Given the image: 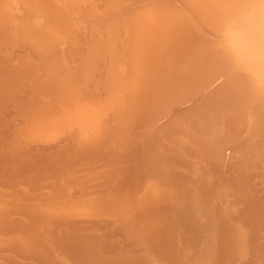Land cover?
Listing matches in <instances>:
<instances>
[{
  "label": "bare ground",
  "instance_id": "6f19581e",
  "mask_svg": "<svg viewBox=\"0 0 264 264\" xmlns=\"http://www.w3.org/2000/svg\"><path fill=\"white\" fill-rule=\"evenodd\" d=\"M2 1L4 0H0V4ZM22 1H24L23 5L27 10L26 12L28 15L31 16V13L36 9H41V11L46 9L48 12L52 13L57 28H59L58 30L63 31L62 29L66 28L67 24L65 25V28L62 27V25L64 26V24H62L65 20L62 21V18L64 17L56 8L52 7L50 0ZM138 1L142 2V0ZM185 1L188 3V0ZM205 1H207L206 5L201 4L196 6L193 3L194 6L192 9L194 10V8L197 7L195 8V10H197L195 13H199V16H197L204 22L207 20L210 22L208 24L211 26V28H209L211 29L210 31L213 33L216 32L215 34L218 35L220 40V42L215 45L209 43V41L203 36L202 32L192 26V23L181 15L179 16L174 10L169 11V8L160 7L159 10H161V8L162 11L165 10L163 12L160 11L161 13L157 11V6L156 8L155 6H146L145 9L143 7V9L141 8V10H138L139 12H142V10H146V8L154 9L155 12L152 11V9L149 10L151 12L146 11L148 12V14L146 13L148 17L145 16L148 21H146L147 19L144 20V15H141L145 14L143 13L144 11L142 13L138 12L139 15L135 13L137 19L133 18L134 16L131 17L133 18L134 25H132V29L134 32L131 33V37H128L133 44L131 47L132 55H130L131 53L129 52V56H133L136 60L137 70L140 67L139 69H142L140 71L144 73L145 69H147L153 61L155 62L158 59L167 57L173 62L171 73L174 77V79H172L173 83L178 84V89L181 87L179 89L181 91L178 90L177 94L182 95L183 92L192 89L190 87H193V94H189L186 97H183L182 95L183 98H179L175 95L171 98L172 101L170 103L157 105L153 103L154 101H158L154 100V97L159 92L153 90V93L143 94V90L141 94L140 78L133 82L132 92L134 94L132 99H136L138 102L133 103L138 112L135 113L136 117L133 118L135 121L130 128V135L129 133L127 135L126 132L125 134L122 132L123 135L121 138H118L117 136L119 142L115 141V144L113 140L112 145H116L113 146L115 151L118 149V152L122 151L124 154H127L126 160L130 162L131 172L134 175L131 177H135L137 172L140 177L145 176L143 179H145L148 184V194L143 192L137 200L132 202V204L129 205L120 202V204H116L117 207H112V211L108 210L113 214V217H118V220L110 223L112 224V228L109 226L111 230L108 231L109 233L104 230L105 233L103 232L104 235H102V237L91 238L86 232H84L85 230H82L86 225L81 227L82 229L78 227L81 230L74 229L72 232L74 240L69 246L70 250L66 252V249V253L64 252L65 256L67 253L68 256H70L68 257L69 260L66 259V262H73L72 260H74L78 264H264V34L259 36L258 33V45H256V48L257 52H262V55L258 53V55L255 56L257 59H250L247 56V54L253 53V51L250 52L251 49H249V41L246 35V30L252 22L251 18L253 19L256 16L257 19L261 20L262 29L264 30V0ZM5 2L7 1H4V3ZM191 2L192 1L189 3L192 4ZM12 3H9L11 8H13ZM0 6L2 9V4ZM7 7L8 6H6V8ZM8 9L10 10L9 7ZM2 13H5V11ZM229 17H232L233 19L234 17L237 19L240 18L239 32V29H234L238 27L237 24L232 26V31L228 28L229 24L227 23ZM0 18L2 20V22H0L2 28V25L4 24L3 22H6V19H3V15H0ZM138 18H142L141 20L143 21H140ZM92 20L93 19H91V21ZM86 21H89V19H86ZM25 22V24H27V21ZM18 23H20V21ZM8 24L9 23L7 22L4 25ZM15 24L13 23L14 29L16 28ZM28 25L29 23L27 24L26 29L31 26ZM17 26L19 25L17 24ZM98 27L99 26H96V28ZM24 28L25 26L20 28V32L18 33L23 32ZM140 28L142 31L139 32ZM222 28L223 30H221ZM136 29L138 30L136 31ZM28 30L32 29L29 28ZM233 30H235V32ZM56 31H54V34ZM109 31L110 30H108V32ZM36 33L37 34L30 31V34L35 37L33 40H35L37 44L38 41L43 40L45 35H43L42 32ZM51 33L52 32L50 31L48 34L51 36ZM13 34L15 35L16 32ZM146 34L147 36H145ZM74 36L72 38H74ZM72 42L74 43V41ZM36 44L33 46H36ZM38 45H43V43ZM10 48L12 49V47ZM41 48L43 47L39 46V52ZM111 49L112 47H110V50ZM227 53L233 56L237 53L239 59L245 61L246 64H240L244 65V71L246 74L237 72V68L235 72L228 64L229 62L222 58L224 55H227ZM42 54L45 55V53ZM255 54L257 53H253L252 56ZM193 57L198 59L196 63L199 72L208 74L209 69L217 70L218 68L215 67H219L218 75L213 78L205 76L203 81H201V79L196 81L190 78L187 73L180 76V71H178L179 68H181L187 59ZM65 60L66 59L64 58L63 63ZM57 63L55 60V64ZM55 64L53 65V67L55 66L54 68L59 65ZM36 66L38 65L36 64ZM40 66L42 65L40 64ZM13 68L14 67L10 68V71L15 69ZM20 68H24L23 64ZM25 68L23 70L24 73L26 72ZM140 71L138 70V72ZM141 72L139 74H141ZM122 74L123 72L121 75ZM16 75L17 73L15 76ZM52 75L50 76L55 78ZM91 76L93 77L92 74ZM11 77L3 75L2 79L4 82L2 81L3 84L0 86V93L4 90H10L6 85L10 82L13 83L12 80L14 78L12 77L13 79H11ZM51 77H48V80ZM62 77L55 78L56 80L52 79V84L54 82L57 84L58 81L61 83H58L59 85H63V83L66 84V82L69 81V75L64 74ZM213 80L219 82L215 87H213V84H215L216 81ZM51 81H48L49 84ZM44 84H46V82ZM88 84L89 83L86 85ZM56 87L58 86L55 85V88ZM176 89L177 88L174 85L170 87V89H166L165 92L169 95L175 93ZM74 92L75 91L71 89L69 93H72L74 96ZM48 94L49 93H47V95ZM166 94L163 96H166ZM72 95L70 94L71 98L73 97ZM72 99L69 100L70 102L68 101L69 103L65 102V104H69V107L70 104L72 106L77 100L75 98ZM76 103L75 106L72 107L78 109L82 106L79 105V103L76 105ZM60 104L61 107L62 105H65L61 102ZM60 104H58V106H60ZM67 104L65 106H67ZM180 104H183V106L185 104L186 107L178 111L175 106ZM65 106L63 107L64 110L60 107L63 112L66 109ZM70 108H68L69 111L67 109L66 111H68V113L71 112L73 115ZM83 108L86 113H83ZM83 108H79V110L82 111H79V113L81 112L82 114V116H80L81 119L84 114L86 117L92 115L87 107ZM173 108H176L175 110L178 112L175 111L176 113L169 114L173 112ZM179 108H181V105ZM73 110L74 112L76 111L75 109ZM66 111L65 113L61 112L60 114L68 115ZM49 115L51 116V113L47 114L46 118L48 119L44 120L43 118V122L41 120L43 123H41L42 125L36 124V120L40 123L38 117V119H34V123H31L30 121L32 125L37 126V129L35 126L34 128L32 125L29 126L31 132H34L31 133V135L34 134V138L36 135L35 130L41 129L42 126H45V123L49 120ZM164 117H167V119H165L166 121L161 122V119ZM83 121L86 123V118ZM129 122L130 121H128V123ZM125 127L126 126L124 125L123 128ZM97 129L100 130L99 128ZM31 135H29V137ZM95 139L98 141L96 142ZM95 139L96 146L95 144L92 145L93 147L91 146L92 152L97 151V153L94 154L101 158L108 154L112 156L115 154L114 156L117 157L116 153L113 152V147L111 148L112 150H110L111 143H109V146L108 143L106 144V142L103 143L104 141L102 142L100 139ZM99 142H102L104 146L102 147V144L98 145ZM99 146L103 148L100 149L101 151L96 150V147L98 148ZM94 147L95 149L93 150ZM105 148L107 149L104 150ZM94 154L91 153V155ZM41 206L40 209L44 207V205ZM51 208L50 206H47V210L43 208L45 209V212L47 211L46 215H43L44 211L42 212L43 214L39 213L41 210L34 211L36 214L39 213L38 215L40 216L43 215L41 218H44V216H48V210ZM108 208L109 207L104 206L102 210H99L103 211ZM53 209H51L52 211H50V215L52 213H57V209L60 210V208H55V212H53ZM82 209H78V211L76 210V213H79ZM92 209L93 208H90V210L87 211V214L98 212L96 211L98 206L97 209L95 207L96 210L93 211ZM71 210H73V213L70 211L71 214H75V210ZM64 211L65 210L61 209L62 213ZM61 212L59 211V213ZM84 212L86 213V211ZM91 224L89 225L90 227ZM87 229L89 230V227ZM92 235L93 234H91V236ZM109 236H115L118 239L115 240L114 238L116 245L111 244L109 238H107ZM47 239L48 237L43 238L42 236L31 235L30 237H27V239L24 238L21 243L35 251H45L46 255L48 254L47 256L54 260L52 254L47 250L48 245L46 246L45 243L47 242ZM49 257L48 259L42 258L45 264L53 263V260Z\"/></svg>",
  "mask_w": 264,
  "mask_h": 264
},
{
  "label": "rangeland",
  "instance_id": "374dc122",
  "mask_svg": "<svg viewBox=\"0 0 264 264\" xmlns=\"http://www.w3.org/2000/svg\"><path fill=\"white\" fill-rule=\"evenodd\" d=\"M4 1L7 2L4 3ZM4 1L1 3L3 8H0V15H3L4 20L6 19V22L4 21L3 23L5 24L8 22L9 24H3L2 28L0 26V50L2 49L0 51V86L4 82L2 79L3 75H7L9 77L12 76L14 79L11 77V79H13V83L10 82L6 85L10 88V90H4L2 91L3 93H0V264H45L42 258L48 259L49 257L47 256L48 254L46 255L45 251H35L21 243L24 238L27 239V237H30L31 235L42 236L43 238L48 237L47 242L45 243L46 246L48 245L47 250H49V253L54 257V260L49 257L53 260L52 264H70L71 261H68V257L70 256H68V253L65 256V253L70 250L69 246L74 240V236H72L74 229L81 230V227L86 225V227H84L82 230H85L84 232H86L87 235H89L91 238L102 237L105 231L109 233L108 231L111 230L110 227L112 224L110 223L118 220V217H113V214H111V212L108 210L112 211V207L116 206V204H120V202L127 203L129 205L132 204V202L137 200L143 192L148 194V184L146 180L143 179L145 176L140 177L139 173L137 172L135 177H131L134 175L131 172L130 162L126 160L127 154H124L122 151L118 152V149L116 152L115 148L113 147L116 144L115 141L119 142L118 138H121L125 132L128 135L130 128L132 127V123L135 121L133 119L136 117L135 113L138 112L137 108L133 105L134 102H137L136 99H132L134 94L132 92L133 82L140 78L139 81L141 82V94L143 90V94L153 93V90L155 92H159L154 97V100L158 101L153 100V104L157 105L170 103L172 101L171 98H173L175 95H177L179 98H183L189 94H193V87H190L192 89H188V91L183 92V97L182 95L177 94V91L181 87L178 89V84L173 83L172 79H174V77L171 74L173 62L167 57L158 59L155 62L153 61V63L147 69H145L144 73L140 71L142 69H139V67L138 70L141 72V74H139L140 72H138L136 67V60L133 56H129L132 51L131 47L133 44L130 41V38H128L131 37V33L134 32L132 29V25H134L133 18H136L135 16L139 15L138 10H141V8L143 9V7L145 9L146 6H155V8L157 6V11L161 13L160 11H162V8L159 10L160 7L169 8V11L174 10L179 14V16L181 15L183 18L192 23V26L195 29L200 30L203 36L212 45L219 43L220 40L218 35L215 34L216 32L213 33L210 31L211 29L209 28H211V26L208 25L210 22H208V20L205 22L202 21L198 17L199 13H195L197 11L195 8L197 7L194 8L195 11L192 9L194 6L193 3L196 6L201 4L206 5L207 1L205 0H188V3L192 1V4L189 3L191 6L185 0H142V2L138 0H50L52 7L56 8L64 17L62 18V21L64 19L67 21L66 23L64 20L65 23H62L64 24V26L62 25L64 28L67 24L66 28L62 29L64 32L58 30L59 28H57L52 13L48 12L46 9L42 11L41 9H36L31 13L30 16L26 12L27 10L23 5L24 1ZM9 3H12L13 8H11ZM6 6H8L10 10L8 7L6 8ZM147 9L148 8H146V10H142V12L144 11L143 13H145L141 14L142 16H145L146 13L148 14L146 11L151 9L154 11L153 8ZM3 11H5V13H2ZM135 13L137 15H135ZM146 16L144 20L147 19L148 16ZM86 19H89V21H86ZM91 19L93 20L91 21ZM138 19L143 21L141 20L142 18ZM236 19L237 18L235 17L234 19L229 17L227 24H229L228 28H230L231 31L233 29L232 26H235L234 24L238 25V27L236 26L237 28L234 29H239L240 27V18L237 20ZM251 20L252 22L246 30V35L249 41V49H251L250 52L253 51V53L257 54L252 56L253 53H249L247 56L250 59H257L255 56L258 55V53L262 55V52H257V37L264 34V30L262 29V22L260 19H257V16L253 19L251 18ZM19 21L20 23H18ZM25 21H27V24L29 23V25H31L28 26L32 30H28L29 28L26 29L27 24H25ZM146 21H148V19ZM0 22H2L1 18ZM13 23L16 26L15 29ZM17 24L19 26H17ZM22 26H25V28L23 32H21V35V33L18 32H20V28H23ZM96 26L99 27L96 28ZM108 30L111 32H108ZM137 30L138 29H136V31ZM221 30H223V28ZM30 31H33L35 34H37L36 32H42V34L45 35L42 40L43 42L38 41L36 44V41L33 40L35 37L30 34ZM50 31L52 32L51 36L48 34ZM54 31H56L55 34ZM140 31H142L141 28L139 29V32ZM233 31L235 32V30ZM239 31L240 29L238 32ZM14 32H16L15 35L13 34ZM120 33L124 34L121 35ZM73 36L74 38H72ZM145 36H147V34ZM72 41H74V43ZM40 43H43V45H38ZM35 44L36 46H33ZM39 46L43 47L41 48L42 50L40 49V52L38 50ZM10 47H12V49ZM110 47H112L113 50H110ZM42 53H45V55ZM130 55H132V53ZM64 58L66 60L63 63ZM222 58L229 62L228 64L235 72L237 68V72L246 74L244 71V65H241L245 63V61L239 59L237 53L234 56L227 53V55H224ZM55 60L59 65L55 64ZM197 60L198 59L195 57L187 59L178 70L180 71V76L187 73L190 78L196 81L199 79L203 81L205 76H208V78H213L214 76L216 77L218 75L219 67H215L218 68L217 70L209 69L208 74L199 72L196 63ZM22 64L24 68L27 67L25 68V73L23 71L24 68H20ZM36 64L38 66H36ZM40 64L42 66H40ZM54 64L57 65L56 68H54L55 66L53 67ZM12 67H14L16 70L13 68L15 71L12 69V71H10V68ZM121 71L123 72L122 75ZM16 73L17 75L15 76ZM25 74L29 75L26 76ZM64 74L69 75V81L66 82V84L63 83V85H59L61 83L58 81L57 84H55L56 82L52 84V81L55 78H60ZM50 75L55 78H52ZM140 75L142 76L139 77ZM47 76L51 78L48 80ZM48 81H51L50 84ZM45 82L46 84H44ZM87 83L89 84L86 85ZM218 83L219 82L216 81V83L213 84V87H215ZM54 84L58 87L55 88ZM174 85L177 88L175 90L176 92L174 91L175 93L167 95L165 90L170 89V87ZM71 89L75 91V97L72 95V93H69ZM47 93L49 94L47 95ZM70 94L73 96V99H77L76 102L79 103V105H82V108L87 107V109H89L88 111H91L90 113L92 115H88L86 117L84 114L83 118L81 119L80 116H82V111L79 110L81 107L78 106V109H76V107H72L75 106V101L72 106L70 104L71 108L67 103L66 104L68 107L65 106V102H68L70 99H72ZM165 94L166 96H163ZM49 102H52L51 105ZM60 102L62 104L64 103L65 105H62L61 107ZM77 103L76 105H78ZM58 104H60V106H58ZM180 105L181 108H179ZM180 105L175 106L177 109L173 108V112L169 114L174 113L176 110L180 111L186 107L185 104L184 106L183 104ZM64 106L68 111V108H70V111L72 110L73 115L71 112L68 113L66 109L65 111L68 113V115L60 114L61 112L65 113V111L63 112ZM60 107L63 110H61ZM73 109L76 111L74 112ZM79 111L81 112L79 113ZM84 112L86 113L85 110L83 113ZM50 113L51 116H48L49 120L47 123H45V126H42L41 129L35 130L36 135L34 138V134L31 135V133L34 132H31L29 126L32 125V122L34 123V119L36 120L37 117L39 118L38 121H40V123H38L36 120V124L42 125L43 118L44 120L48 119L46 116ZM85 118L86 123L83 121ZM163 119H161V122H165L167 117H164ZM128 121L130 122L128 123ZM124 125L126 126L125 128H123ZM32 126L34 128L35 125ZM35 127L37 129V126ZM97 128H99L101 131ZM126 128L128 132L126 131ZM29 135L32 137H29ZM95 138L100 139L102 142L104 141L103 143H108V145L111 143V146L109 145L110 150L114 149L113 152L116 153L117 157L114 156V153H112L114 154V157L108 154L102 158L94 154L97 153V151L92 152V145L95 144L96 146V142L98 141ZM112 141L115 142L114 145H112ZM102 142H99L98 145H101ZM103 146L104 144H102V147ZM102 147H96V150L101 151L100 149ZM94 149L95 147L93 150ZM91 153L94 155H91ZM41 205H44L43 208L46 210L47 206H50V208L53 207L54 209L51 208L54 210L53 212H55V208H60V210L57 209V213H52L50 215V211H52L50 209L48 210V216L41 218L43 215L47 214L45 209H40L42 207ZM104 206L109 208L107 210L104 209L103 211H100L104 208ZM90 208H93V211L96 210L98 212L94 213L91 211L93 212L92 214H87V211L90 210ZM61 209L65 210L66 214L65 211L62 213ZM71 209L75 210V214H71L73 211ZM78 209H82L83 211L81 210L79 213H76ZM34 210H41V212L38 211L39 213L44 211V214L42 213L43 215L40 216L38 215L39 213L36 214ZM59 211L61 213H59ZM84 211H86V213ZM82 223L85 224L83 225ZM90 224L91 227L89 226ZM88 227L89 230L87 229ZM91 234L93 235L91 236ZM107 238H109L112 245H116L114 238L115 240L118 239L115 236H109ZM66 259H68V262H66ZM72 261L74 263L71 262V264L76 263V261Z\"/></svg>",
  "mask_w": 264,
  "mask_h": 264
}]
</instances>
